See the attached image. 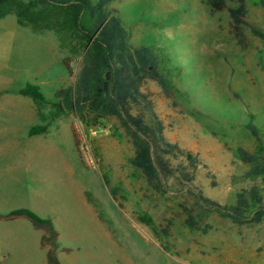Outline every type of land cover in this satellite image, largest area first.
Returning <instances> with one entry per match:
<instances>
[{"label": "rangeland", "instance_id": "374dc122", "mask_svg": "<svg viewBox=\"0 0 264 264\" xmlns=\"http://www.w3.org/2000/svg\"><path fill=\"white\" fill-rule=\"evenodd\" d=\"M246 6V21L264 30L260 1ZM10 7L0 20L19 24L20 16L23 24L0 28V89L32 83L57 105L39 104L47 131L28 143L30 164L20 183V208L53 223L55 231L41 226L53 264H264V222L235 224L191 194L231 205L250 185L238 150L258 146L248 115L264 142V42L243 26L246 41L239 43L228 10L213 11L206 0L110 2L132 46L151 45L168 81V93L154 81L143 87L166 138L208 166L191 182L175 173L155 189L134 167L131 136L117 118L68 109L55 97L74 84L91 47L66 8L42 0H11ZM188 210L195 228L186 224ZM34 264H45L41 254Z\"/></svg>", "mask_w": 264, "mask_h": 264}, {"label": "trees", "instance_id": "16d2710c", "mask_svg": "<svg viewBox=\"0 0 264 264\" xmlns=\"http://www.w3.org/2000/svg\"><path fill=\"white\" fill-rule=\"evenodd\" d=\"M42 1L54 7L66 8L70 24L91 45L74 84L58 90L55 93L56 99L63 101L68 109L77 112L90 110L117 118L131 136L135 148L132 160L134 167L143 173L147 182L155 189L161 188L162 178L175 173H178L181 180L191 182L200 167L208 169L197 155L166 138L163 121L143 87L147 81H154L168 93V81L158 71V59L151 45L132 46L129 32L118 10L109 7L112 0ZM259 1L264 8V0ZM10 2L11 0H0V19L13 12ZM206 2L213 11L228 10L239 43L245 45L246 41L243 26L248 27L254 37L264 42V30L251 25L245 19L246 0ZM228 2L235 3V6H228ZM85 15L87 17L84 23ZM18 20L19 24H23L20 16ZM32 24L37 26L33 21ZM64 64L70 76L73 75L66 61ZM2 93H17L31 97L38 104L49 103L57 106L45 97L38 85L32 83H26L16 90H0V94ZM248 118L250 120L246 128L256 138L258 146L254 152L239 148L238 154L242 163L249 166L242 179L250 182V185L240 188L235 194V203L231 205H222L206 197L202 191H191L201 207L214 211L235 224L264 222V142L255 123V116L248 115ZM46 131V125H39L32 127L29 135ZM173 160H178L179 163L174 165ZM8 216H25L36 228L46 225L55 231L50 219L41 218L27 208L14 210ZM186 224L190 228L197 227L191 210H188Z\"/></svg>", "mask_w": 264, "mask_h": 264}, {"label": "crops", "instance_id": "0c3cea01", "mask_svg": "<svg viewBox=\"0 0 264 264\" xmlns=\"http://www.w3.org/2000/svg\"><path fill=\"white\" fill-rule=\"evenodd\" d=\"M0 28L13 31L19 24L0 20ZM40 108L29 96L0 94V264H34L38 254L43 263L53 264L45 230L36 228L25 216H8L23 204L20 183L26 179L30 164L28 143L46 134L29 135L32 127L45 123Z\"/></svg>", "mask_w": 264, "mask_h": 264}]
</instances>
